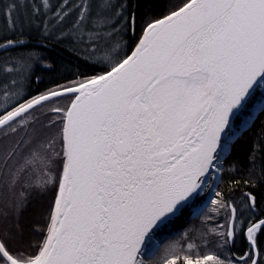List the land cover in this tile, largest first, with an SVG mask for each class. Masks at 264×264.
<instances>
[{
  "label": "snow or ice",
  "instance_id": "snow-or-ice-1",
  "mask_svg": "<svg viewBox=\"0 0 264 264\" xmlns=\"http://www.w3.org/2000/svg\"><path fill=\"white\" fill-rule=\"evenodd\" d=\"M0 16V264H264V0Z\"/></svg>",
  "mask_w": 264,
  "mask_h": 264
},
{
  "label": "trees",
  "instance_id": "trees-1",
  "mask_svg": "<svg viewBox=\"0 0 264 264\" xmlns=\"http://www.w3.org/2000/svg\"><path fill=\"white\" fill-rule=\"evenodd\" d=\"M162 2H167V0H162ZM174 2H178V0ZM3 3H4V0H0V5H2ZM3 20H4L3 16H0V24L3 23ZM191 222L193 223V221L189 220L187 223L178 226L177 232L181 231L184 227L188 226V224H190ZM195 223H199V221H196Z\"/></svg>",
  "mask_w": 264,
  "mask_h": 264
},
{
  "label": "rangeland",
  "instance_id": "rangeland-1",
  "mask_svg": "<svg viewBox=\"0 0 264 264\" xmlns=\"http://www.w3.org/2000/svg\"><path fill=\"white\" fill-rule=\"evenodd\" d=\"M174 1H176V0H174ZM196 222V221H195ZM192 223V222H191Z\"/></svg>",
  "mask_w": 264,
  "mask_h": 264
}]
</instances>
